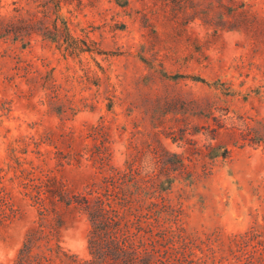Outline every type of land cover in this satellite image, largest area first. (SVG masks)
<instances>
[{
    "label": "rangeland",
    "instance_id": "rangeland-1",
    "mask_svg": "<svg viewBox=\"0 0 264 264\" xmlns=\"http://www.w3.org/2000/svg\"><path fill=\"white\" fill-rule=\"evenodd\" d=\"M53 186L115 200L158 264L234 263L264 225V0H0V264L59 224Z\"/></svg>",
    "mask_w": 264,
    "mask_h": 264
},
{
    "label": "trees",
    "instance_id": "trees-1",
    "mask_svg": "<svg viewBox=\"0 0 264 264\" xmlns=\"http://www.w3.org/2000/svg\"><path fill=\"white\" fill-rule=\"evenodd\" d=\"M48 191L53 212L59 215V224L45 230L44 224L38 222L28 234L13 264H158L159 259H164L157 248H139L135 241H130L134 239L131 220L120 213L115 200H108V204L103 200L98 203L84 200L81 194L69 192L64 186H53ZM62 206L65 207V213L73 217L82 212L87 214L91 225L88 236L89 259H79L60 245V230L66 222L60 210ZM136 227L139 233L154 236V227L163 226L158 221L157 225L148 223L143 226L140 223ZM263 231L264 225L256 223L245 234L230 237L229 249L235 260L230 264H264ZM186 256L182 254L181 257ZM180 258L170 255L165 260L173 262Z\"/></svg>",
    "mask_w": 264,
    "mask_h": 264
}]
</instances>
